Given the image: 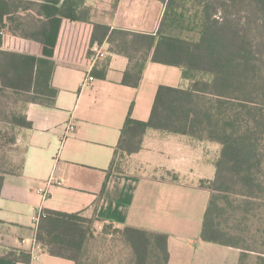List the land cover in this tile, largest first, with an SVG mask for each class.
I'll list each match as a JSON object with an SVG mask.
<instances>
[{"label": "trees", "instance_id": "obj_1", "mask_svg": "<svg viewBox=\"0 0 264 264\" xmlns=\"http://www.w3.org/2000/svg\"><path fill=\"white\" fill-rule=\"evenodd\" d=\"M158 1L166 10L156 35L94 25L92 44L107 41L111 53L129 60L123 85L138 87L149 61L181 68L190 82L188 89L160 86L147 122L130 111L111 166L119 154L140 152L150 129L219 144L216 176L200 182L211 193L201 238L240 249L239 264L251 251L254 264H264V0ZM66 20L89 22L87 0H0V195L6 176L23 174L25 147L19 163L14 154L33 126L28 106L56 108L53 54ZM6 36L39 43L41 55L4 49ZM43 211L36 242L83 264L96 219ZM121 234L134 264H168L167 235L130 227ZM1 247L2 257L32 261V251Z\"/></svg>", "mask_w": 264, "mask_h": 264}, {"label": "crops", "instance_id": "obj_2", "mask_svg": "<svg viewBox=\"0 0 264 264\" xmlns=\"http://www.w3.org/2000/svg\"><path fill=\"white\" fill-rule=\"evenodd\" d=\"M87 6L89 22L61 25L53 54L56 108L28 106L33 126L19 140L25 146L23 174L6 176L0 195V225L10 232L4 247L32 251V261L0 256V264H75L33 245L42 210L83 213L96 219L95 229L101 223L165 234L168 264H239L240 249L201 238L211 193L200 182L214 180L219 144L150 129L140 152L119 154L111 166L130 111L147 122L160 86L188 89L190 82L181 68L149 61L138 87L123 85L129 60L111 53L107 41L92 44L94 25L156 35L165 4L87 0ZM4 49L41 55L39 43L14 36L5 37ZM111 247L100 253L106 264H134L123 239Z\"/></svg>", "mask_w": 264, "mask_h": 264}, {"label": "rangeland", "instance_id": "obj_3", "mask_svg": "<svg viewBox=\"0 0 264 264\" xmlns=\"http://www.w3.org/2000/svg\"><path fill=\"white\" fill-rule=\"evenodd\" d=\"M19 140L20 137L18 139V151L14 154V160L16 161V163H19L21 161L25 147ZM121 231L122 229L116 228L110 224H97V229L93 231L94 236L87 245V252L83 258V264H106V254L100 257V253L102 251H106L108 247H113L114 244L117 243V241H120L122 239ZM0 234L5 235L3 236V239L0 235V245L4 246L5 243L3 240H6V236H8L10 232L5 226L0 225ZM250 234H252V237L254 238V228H252ZM1 246L0 253H2L3 251V248ZM254 257V251H251L249 257L245 260V264H254Z\"/></svg>", "mask_w": 264, "mask_h": 264}, {"label": "built area", "instance_id": "obj_4", "mask_svg": "<svg viewBox=\"0 0 264 264\" xmlns=\"http://www.w3.org/2000/svg\"><path fill=\"white\" fill-rule=\"evenodd\" d=\"M89 80H90V81H93L94 78H93V77H90ZM68 130H69L70 132H73V131L75 130V127H74L73 125H70V126L68 127ZM44 214H45V213H44L43 210L40 211V213L38 214V217H37V224H38L40 218H41L42 216H44ZM33 245L36 246V247H41V246L36 242L35 239H33Z\"/></svg>", "mask_w": 264, "mask_h": 264}]
</instances>
